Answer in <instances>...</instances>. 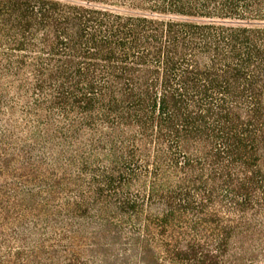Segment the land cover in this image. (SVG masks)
Listing matches in <instances>:
<instances>
[{
	"label": "trees",
	"instance_id": "trees-1",
	"mask_svg": "<svg viewBox=\"0 0 264 264\" xmlns=\"http://www.w3.org/2000/svg\"><path fill=\"white\" fill-rule=\"evenodd\" d=\"M260 258L264 0H0V264Z\"/></svg>",
	"mask_w": 264,
	"mask_h": 264
},
{
	"label": "rangeland",
	"instance_id": "rangeland-1",
	"mask_svg": "<svg viewBox=\"0 0 264 264\" xmlns=\"http://www.w3.org/2000/svg\"><path fill=\"white\" fill-rule=\"evenodd\" d=\"M239 248H240V245L235 240L233 242L232 246H231V251H230L231 255L232 256L237 255V253L240 252ZM229 258H230V256H229ZM96 264H103V263L97 262ZM241 264H264V259L263 258H260L258 261H254L253 263H251L249 261H246V262L241 263Z\"/></svg>",
	"mask_w": 264,
	"mask_h": 264
}]
</instances>
